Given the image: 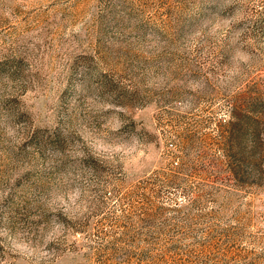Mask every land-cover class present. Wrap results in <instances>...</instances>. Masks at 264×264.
<instances>
[{
    "label": "rangeland",
    "instance_id": "374dc122",
    "mask_svg": "<svg viewBox=\"0 0 264 264\" xmlns=\"http://www.w3.org/2000/svg\"><path fill=\"white\" fill-rule=\"evenodd\" d=\"M0 264H264V0H0Z\"/></svg>",
    "mask_w": 264,
    "mask_h": 264
}]
</instances>
